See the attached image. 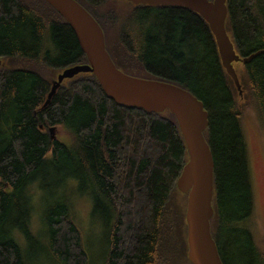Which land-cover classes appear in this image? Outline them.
I'll list each match as a JSON object with an SVG mask.
<instances>
[{"label": "trees", "instance_id": "1", "mask_svg": "<svg viewBox=\"0 0 264 264\" xmlns=\"http://www.w3.org/2000/svg\"><path fill=\"white\" fill-rule=\"evenodd\" d=\"M77 1L102 26L119 68L178 84L204 103L209 114L204 135L215 163L212 235L224 264H264L244 127L250 107L264 135V0H227L226 29L236 52L257 53L237 69L246 96L242 103L199 13L128 0ZM107 29L116 31L110 35L113 47ZM16 56L21 65L33 62L38 68L0 65V264H26L6 227L20 217L26 188L48 153L54 163L81 164L96 181L112 222L104 264H170L178 233L170 204L176 193L186 199L185 258L193 264L187 257V194L177 187L189 155L176 116L117 104L92 72L64 79L45 104L57 72L88 63L71 25L46 0H0V58ZM59 124L68 126L74 148L52 136L50 128ZM47 221L51 256L61 264H89L68 204L53 207Z\"/></svg>", "mask_w": 264, "mask_h": 264}, {"label": "water", "instance_id": "2", "mask_svg": "<svg viewBox=\"0 0 264 264\" xmlns=\"http://www.w3.org/2000/svg\"><path fill=\"white\" fill-rule=\"evenodd\" d=\"M71 25L88 58L62 70L52 82L48 104L63 80L81 72H92L106 94L119 105L147 112L170 110L177 118L184 137L188 161L178 178L177 187L187 194V257L193 264H224L211 231L214 215V158L204 130L209 114L204 103L190 90L168 81L131 75L119 68L106 47L105 32L95 17L77 0H46ZM134 4L186 7L199 13L212 30L223 66L239 92L242 85L234 62L247 64L256 55L240 56L227 32V0H128ZM3 64L0 58V65ZM52 136L54 129L50 128Z\"/></svg>", "mask_w": 264, "mask_h": 264}, {"label": "rangeland", "instance_id": "3", "mask_svg": "<svg viewBox=\"0 0 264 264\" xmlns=\"http://www.w3.org/2000/svg\"><path fill=\"white\" fill-rule=\"evenodd\" d=\"M114 1L122 3L119 0ZM122 8L126 7L122 6ZM103 9H105V6ZM99 12L101 13L102 10ZM115 32L114 29L106 30L107 41L111 47L114 45V39L110 35ZM114 53L116 52L114 51ZM123 58H129L127 52ZM2 61V65L7 67L31 66L38 68V66H34L35 63L33 62L29 66L21 65L19 56L4 58ZM240 64V62H234L236 71L238 66H241ZM127 71L131 75L144 76L143 78H146V73L138 75L132 70ZM60 72H57L56 75L58 76ZM238 76L242 85V92H239V102L242 103L245 102L246 96L243 88L244 84H242L243 78L241 75ZM247 106L248 102L245 104V107ZM246 110L244 127L254 185L255 215L258 222L256 230L260 240H263L264 135L254 110L250 107H247ZM67 128L66 124H59V126L54 128V135L60 141L68 144L69 148H74V138L69 132V128ZM46 157L48 159L46 164L35 173V179L26 188L25 196L28 195L29 199L24 196L26 200L25 205L19 208L20 217L14 216L6 228L12 232L18 241L26 264H61L51 256L48 250L49 227L47 225V213L57 204L67 203L69 215L70 217L72 216L81 231L83 246L89 254V264H104L111 244L112 222L109 219L110 209L104 201H101V197H98L96 181L86 173L81 164H74L66 159H62L59 163H54L50 159L52 157L51 153H48ZM175 195L170 204L177 211L174 227L178 233L175 234L173 257L170 259V264H188L185 258L183 230V208L186 199L185 195L181 193H176ZM23 227L27 228L24 229Z\"/></svg>", "mask_w": 264, "mask_h": 264}, {"label": "flooded vegetation", "instance_id": "4", "mask_svg": "<svg viewBox=\"0 0 264 264\" xmlns=\"http://www.w3.org/2000/svg\"><path fill=\"white\" fill-rule=\"evenodd\" d=\"M110 250H111V244H110V247H109V249H108V252H109ZM108 252H107V253H108Z\"/></svg>", "mask_w": 264, "mask_h": 264}]
</instances>
